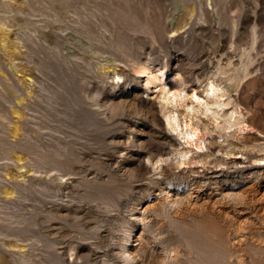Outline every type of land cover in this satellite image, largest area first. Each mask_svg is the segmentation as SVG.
Segmentation results:
<instances>
[{
    "label": "rangeland",
    "instance_id": "1",
    "mask_svg": "<svg viewBox=\"0 0 264 264\" xmlns=\"http://www.w3.org/2000/svg\"><path fill=\"white\" fill-rule=\"evenodd\" d=\"M0 264H264V0H0Z\"/></svg>",
    "mask_w": 264,
    "mask_h": 264
},
{
    "label": "bare ground",
    "instance_id": "2",
    "mask_svg": "<svg viewBox=\"0 0 264 264\" xmlns=\"http://www.w3.org/2000/svg\"><path fill=\"white\" fill-rule=\"evenodd\" d=\"M147 80L149 81V82H156V81H158V80H160L157 76H155V75H152L151 73L150 74H148V77H147ZM209 91H214L215 90V87L210 83L209 85H208V88H207ZM170 95L171 96H175V94L174 93H170ZM175 117H167L166 118V123H167V125L168 126H172V123L173 122H175L176 123V121H175ZM186 128H187V132H186V135H187V137L188 138H192L193 136H196V131L194 130V129H192L191 128V126H189V125H186ZM186 137V138H187ZM187 138V139H188ZM182 157H184V154H182Z\"/></svg>",
    "mask_w": 264,
    "mask_h": 264
}]
</instances>
